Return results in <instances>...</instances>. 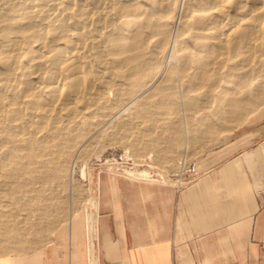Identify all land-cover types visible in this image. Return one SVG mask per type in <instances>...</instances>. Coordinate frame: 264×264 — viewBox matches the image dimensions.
I'll list each match as a JSON object with an SVG mask.
<instances>
[{"label":"bare ground","instance_id":"6f19581e","mask_svg":"<svg viewBox=\"0 0 264 264\" xmlns=\"http://www.w3.org/2000/svg\"><path fill=\"white\" fill-rule=\"evenodd\" d=\"M262 100L264 0H0V245L40 231L90 128L145 149L174 125L187 153Z\"/></svg>","mask_w":264,"mask_h":264},{"label":"crops","instance_id":"0c3cea01","mask_svg":"<svg viewBox=\"0 0 264 264\" xmlns=\"http://www.w3.org/2000/svg\"><path fill=\"white\" fill-rule=\"evenodd\" d=\"M214 157L201 162V179L181 192L127 181L109 189L97 225L98 260L89 263L264 264V196L257 193L264 191V143L218 167ZM56 237L57 244L0 264H84L72 230Z\"/></svg>","mask_w":264,"mask_h":264},{"label":"rangeland","instance_id":"374dc122","mask_svg":"<svg viewBox=\"0 0 264 264\" xmlns=\"http://www.w3.org/2000/svg\"><path fill=\"white\" fill-rule=\"evenodd\" d=\"M261 102L258 107L248 109L246 120L242 124L231 122L211 137L200 138L191 143L195 145L192 153L190 151L176 152L177 143L170 139V133L175 135L174 132L178 130L174 125H167L165 131L163 128L162 133L167 132L161 137V128H159L160 133L154 132L152 134L155 136L153 145L150 143L151 146L145 149H134L133 147L130 149L128 146L130 139H114L108 134L99 137V130L90 128L88 136L91 138L87 142L85 153L80 155L81 157H75V161H73L74 158L70 160L68 164L71 163V166L67 165L66 171L62 172L65 179L61 180L64 183L60 180L58 181L59 184L61 182L60 186L53 187V190L44 189L41 193L44 196L46 194L45 197L51 200H48L50 203L56 202L57 206L44 205L41 207L42 213H46L45 220L32 225L40 231L29 235L28 244L22 246L15 244L10 247L0 245V258L34 255L46 246L59 243L62 237L55 238V232L65 229L67 232L72 230L73 237H79L83 247L84 264H90L91 258L98 260L97 225L102 213L101 205L109 189L118 188L127 181L163 185L181 192L188 185L201 179L203 173H200L199 168L203 160L215 156L211 164L220 162L216 163L218 167L221 160L238 158L247 152L256 150L261 143H264V100ZM170 126L172 128H169ZM189 126L191 129L196 127L193 123ZM217 127L215 125L216 129ZM186 128L182 129L186 131ZM129 132L142 138L145 136V133L139 134L138 128L129 129ZM155 133L160 134H157L158 138ZM145 138L153 139L148 136ZM183 142L187 143L188 140ZM261 166L262 163L258 160L256 170L261 169ZM67 170L70 171L67 172ZM67 177L70 179L68 180ZM259 190L257 189V193L264 196L263 189ZM48 222L53 224L49 225ZM87 224L88 229L95 232L93 235H89ZM44 228H46L45 231H43ZM68 235L67 233V237ZM92 237L93 251L89 250Z\"/></svg>","mask_w":264,"mask_h":264}]
</instances>
